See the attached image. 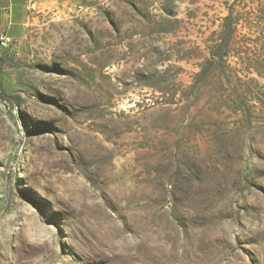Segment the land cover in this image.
<instances>
[{"label": "rangeland", "instance_id": "1", "mask_svg": "<svg viewBox=\"0 0 264 264\" xmlns=\"http://www.w3.org/2000/svg\"><path fill=\"white\" fill-rule=\"evenodd\" d=\"M0 46V264H264V0H35Z\"/></svg>", "mask_w": 264, "mask_h": 264}, {"label": "crops", "instance_id": "2", "mask_svg": "<svg viewBox=\"0 0 264 264\" xmlns=\"http://www.w3.org/2000/svg\"><path fill=\"white\" fill-rule=\"evenodd\" d=\"M35 0H0V34L12 36L27 22Z\"/></svg>", "mask_w": 264, "mask_h": 264}, {"label": "built area", "instance_id": "3", "mask_svg": "<svg viewBox=\"0 0 264 264\" xmlns=\"http://www.w3.org/2000/svg\"><path fill=\"white\" fill-rule=\"evenodd\" d=\"M11 39L6 34H0V46L4 47L10 43Z\"/></svg>", "mask_w": 264, "mask_h": 264}]
</instances>
